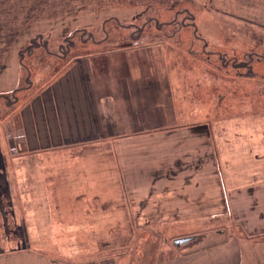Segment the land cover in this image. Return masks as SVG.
<instances>
[{"label": "crops", "instance_id": "obj_1", "mask_svg": "<svg viewBox=\"0 0 264 264\" xmlns=\"http://www.w3.org/2000/svg\"><path fill=\"white\" fill-rule=\"evenodd\" d=\"M31 22L32 39L41 29ZM7 33L0 32V264H68L36 251L16 158L102 142L123 169L131 210L191 238L161 264H264V111L217 121L221 96L205 99L215 81L171 67L162 43L95 48L64 68L37 71L34 48L9 46ZM27 77L33 83L23 89Z\"/></svg>", "mask_w": 264, "mask_h": 264}, {"label": "rangeland", "instance_id": "obj_2", "mask_svg": "<svg viewBox=\"0 0 264 264\" xmlns=\"http://www.w3.org/2000/svg\"><path fill=\"white\" fill-rule=\"evenodd\" d=\"M33 19L41 30L31 39L26 34L33 30L29 28ZM3 30L10 32L7 44L11 47L37 43L32 47L37 71L45 65L54 71L64 68L76 53L95 48L162 43L166 57L173 58L171 67L180 66L183 74L197 76V81L205 73L209 78L219 77L205 95L208 100L221 96L217 121L227 112L235 116L241 111H264V0H0ZM39 52L47 55L39 57ZM221 55L240 62L239 68L221 63ZM106 146L104 142L98 145L96 150L102 155H97V167L90 169L89 175L97 180L87 184L77 198L87 220L108 203L114 207L108 213L100 209L97 222L91 217L93 224L77 230L64 224L55 233L40 232L41 239L32 231L36 251L68 264H147V258L149 264L158 258L162 261L155 264L168 262L173 250L181 248L174 239L187 231L166 229L158 215L131 210L121 181L125 174ZM81 149L92 151L93 145ZM60 203L57 199L54 206ZM148 222L150 227L141 226ZM48 232L57 236L49 238ZM71 233L78 234L73 237Z\"/></svg>", "mask_w": 264, "mask_h": 264}, {"label": "trees", "instance_id": "obj_3", "mask_svg": "<svg viewBox=\"0 0 264 264\" xmlns=\"http://www.w3.org/2000/svg\"><path fill=\"white\" fill-rule=\"evenodd\" d=\"M104 39L105 38L99 42ZM36 45H27L24 48H26L25 50L29 53V49ZM22 55L24 56V54ZM28 55L29 54H27V56ZM219 59L221 63H231L233 65V70L239 68L241 64L237 60L230 61L231 59H225L223 55H221ZM30 75L34 76L32 70L28 72V76ZM33 78L34 77H27L28 80L26 79L22 88L28 89L29 84L32 85L33 83ZM231 78L232 77L229 79ZM212 79L215 83L219 82V77H213ZM40 88H42V86H38L37 90ZM6 98H8V96ZM71 149H76L77 152ZM107 151L109 152V150ZM97 155L101 156L102 154H99L96 149L84 151L83 149L78 150L77 148H70L49 150L16 158V188L23 193V201L32 205V212H30L27 217L31 219L32 223L30 224H36L37 228L34 231H37L39 238L40 232L52 230L51 232L55 233V230H61L64 224L70 225L74 230L82 228L84 225H91L93 224L90 223L91 217L94 218L93 222H97L96 220L100 216V209H102L104 213H108L105 211H109V209L114 207L112 203H108L107 206L97 211L94 210L92 216L87 220L88 218H86L85 215L86 210L83 209L84 206H81L79 203L80 200L77 198L78 194L82 192V189L89 187L90 183L94 184V181L97 180L95 176L91 178L89 175L91 172L90 169L97 167V165L94 164ZM55 170H57V173H55ZM80 172H85L86 175L82 176ZM87 184L89 185L87 186ZM57 199L60 200L61 203L60 205L57 204V207H55L54 201ZM71 234L74 235L73 237H76L78 233ZM47 236L51 238L57 235L52 234L49 236L48 232ZM79 238L80 236H78L75 241ZM113 242L116 241L114 240ZM76 243L81 245L80 241ZM43 244H45V242H43Z\"/></svg>", "mask_w": 264, "mask_h": 264}, {"label": "water", "instance_id": "obj_4", "mask_svg": "<svg viewBox=\"0 0 264 264\" xmlns=\"http://www.w3.org/2000/svg\"><path fill=\"white\" fill-rule=\"evenodd\" d=\"M191 238L190 237H179L174 239L173 243L178 246L184 243H187Z\"/></svg>", "mask_w": 264, "mask_h": 264}, {"label": "built area", "instance_id": "obj_5", "mask_svg": "<svg viewBox=\"0 0 264 264\" xmlns=\"http://www.w3.org/2000/svg\"><path fill=\"white\" fill-rule=\"evenodd\" d=\"M10 152L12 155H15L16 154V147H12Z\"/></svg>", "mask_w": 264, "mask_h": 264}]
</instances>
